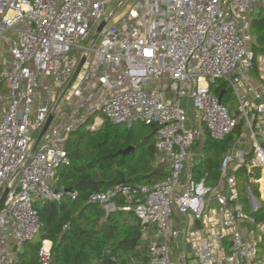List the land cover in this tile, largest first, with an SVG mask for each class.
I'll list each match as a JSON object with an SVG mask.
<instances>
[{
	"label": "built area",
	"instance_id": "2783aa9c",
	"mask_svg": "<svg viewBox=\"0 0 264 264\" xmlns=\"http://www.w3.org/2000/svg\"><path fill=\"white\" fill-rule=\"evenodd\" d=\"M261 26L264 0H0V200L8 189L0 264H17L24 243L40 231L35 203L78 195L60 186L58 170L71 164L70 134L91 117L99 125L157 127L155 164L165 175L153 183L118 182L87 200L107 213L134 210L147 264H180L171 250L180 234L176 212L192 215L188 228L200 220L208 232H187L199 241L194 264H264V220L256 216L264 207V32H252ZM233 132L219 178L198 179L193 147ZM244 168L249 209L239 191ZM252 183L260 194L253 195ZM53 248L42 240L40 264H53Z\"/></svg>",
	"mask_w": 264,
	"mask_h": 264
},
{
	"label": "trees",
	"instance_id": "16d2710c",
	"mask_svg": "<svg viewBox=\"0 0 264 264\" xmlns=\"http://www.w3.org/2000/svg\"><path fill=\"white\" fill-rule=\"evenodd\" d=\"M261 41L264 43V35L261 36ZM92 118L70 134L66 146L71 164L62 165L58 170L60 186L75 190L78 195L72 198L65 193L60 200L35 203L41 228L32 240L24 243L17 264H40L39 250L45 238L54 242L53 264L148 263V243L142 237V225L134 210L119 209L107 213L100 204L89 203L87 200L92 193L102 192L122 180L128 183H153L160 180L166 172L162 165L155 166V163L147 171L135 166L128 168V163L135 158L136 147L126 154L120 153L119 149L121 146L128 147L130 142L111 147L108 143L110 129L120 124L109 120H105L99 129H90L99 132L106 127L108 132L105 136L100 135L92 143L88 155L79 159V150L71 147L73 137L83 125L90 124ZM152 127L156 133L157 127ZM117 137L115 135L114 138L118 140ZM235 137L236 132L221 141L214 140L209 135L206 137L203 156L193 170L198 179L207 176L209 181L214 182L219 178L222 158ZM149 151L156 156L155 145ZM238 182L240 194L249 209L246 188L250 184V177L245 168L239 171ZM251 185L260 194L259 184ZM118 203L122 204L124 201L120 199ZM130 215L134 217L133 220L129 219ZM256 216L264 220L262 212H256Z\"/></svg>",
	"mask_w": 264,
	"mask_h": 264
},
{
	"label": "rangeland",
	"instance_id": "374dc122",
	"mask_svg": "<svg viewBox=\"0 0 264 264\" xmlns=\"http://www.w3.org/2000/svg\"><path fill=\"white\" fill-rule=\"evenodd\" d=\"M133 0H126L127 3L131 2ZM252 32L254 34H263L264 32V27H254L252 29ZM218 83L220 85H223V87H226L227 84L224 83V80H219ZM230 100L232 103V114L235 118H237L240 121L241 114L237 113L236 111L238 110V101L237 99L233 96L231 93L230 95ZM185 106L190 108L191 105L188 104L187 102H184ZM65 106V100L63 99L60 103V106L58 108V112L61 111V109ZM189 116L193 120L195 119V112L190 108L189 111ZM103 116V115H102ZM93 119V118H92ZM91 123V126L93 128L91 129H99L102 125L99 124H94L93 120ZM108 128H103L101 131H91L87 125H83L78 132L74 134V142L71 144L73 150H79L80 153V158H84L85 156L88 155V153L91 151V146L92 143L97 141L99 139V136H105L107 134ZM110 140L108 143L111 145V147H115L118 145V143H127L130 142L129 146H135V158L132 160V162H129L127 167L131 168L132 166L138 167L141 170H149L150 166H152L155 163L156 156H154L149 150L151 149V146L155 145L156 142V133H154V129L151 125H145L142 122H137L133 126H129L125 123L120 124L118 127H115L114 129H110ZM117 135L116 140L114 137ZM82 140H79V139ZM116 140V141H115ZM120 145V144H119ZM122 148V146H121ZM119 149L121 151L122 149H126V147ZM204 149H202L201 143L195 145L193 147V152L195 153L196 159H199L200 152L202 153ZM259 184V183H258ZM260 188V185H259ZM253 195H257L256 190L253 187ZM260 191V189H259ZM250 194V192L248 193ZM251 196V195H250ZM252 198L250 197V201ZM264 205V201H260ZM212 205H217L216 202H213ZM260 212H264V207ZM133 216L130 215L129 219L133 220ZM260 254H264V247L260 246Z\"/></svg>",
	"mask_w": 264,
	"mask_h": 264
},
{
	"label": "crops",
	"instance_id": "0c3cea01",
	"mask_svg": "<svg viewBox=\"0 0 264 264\" xmlns=\"http://www.w3.org/2000/svg\"><path fill=\"white\" fill-rule=\"evenodd\" d=\"M194 160L198 164L201 158L196 159V157H194ZM162 168H163V171L166 172L164 165H162ZM191 220H192L191 214H181L179 212H176L173 217V221H172L173 225L176 229L180 230V234L178 235L177 238L171 241L172 258L173 260H175L176 262H179L180 264H182L184 259H187L190 264H194L196 262V259H195L196 246L199 243V241L198 239L189 241L186 238L187 232L196 230L198 231V234L201 238L206 237L208 233L204 227H201V225L197 226L196 224V228L194 229L188 228V222Z\"/></svg>",
	"mask_w": 264,
	"mask_h": 264
},
{
	"label": "water",
	"instance_id": "95a60500",
	"mask_svg": "<svg viewBox=\"0 0 264 264\" xmlns=\"http://www.w3.org/2000/svg\"><path fill=\"white\" fill-rule=\"evenodd\" d=\"M261 22H263V19H261ZM104 25H105V21H103V22L99 25V27L97 28V35H96V37L98 36L99 32L102 30V28L104 27ZM85 61H86V57H83L82 60H81V62H80V64H79V66H78V68H77V70H76V72H75V74L73 75L72 79L70 80L68 86H70V84L74 82L75 78H76L77 75L80 73V71H81V69H82V66L84 65ZM221 96H222V94H221ZM53 117H54L53 115H50V116H49L47 122L45 123L43 129L41 130V132H40V134H39V136H38V139H37V142H36V144H35V147L37 146L38 142H39L40 139L42 138L43 134H44V133L48 130V128L50 127V124H51V122H52V120H53ZM133 149H135V146H132V145H131V146H128L126 149L121 150L120 153H122V154H126V153H128L129 151H131V150H133ZM122 182H125V180H122ZM66 190L69 191L70 188H66ZM7 194H8V189H6L5 192L3 193V196H2V198H1V200H0V207L2 206L3 202L5 201ZM196 224H197V226H200V225H201V221H200V220H197V221H196Z\"/></svg>",
	"mask_w": 264,
	"mask_h": 264
},
{
	"label": "bare ground",
	"instance_id": "6f19581e",
	"mask_svg": "<svg viewBox=\"0 0 264 264\" xmlns=\"http://www.w3.org/2000/svg\"><path fill=\"white\" fill-rule=\"evenodd\" d=\"M263 182H264V179H263Z\"/></svg>",
	"mask_w": 264,
	"mask_h": 264
}]
</instances>
